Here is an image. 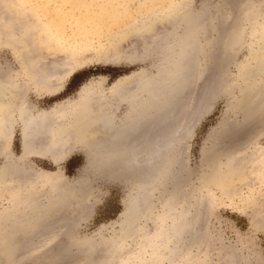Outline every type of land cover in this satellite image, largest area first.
<instances>
[{
	"label": "rangeland",
	"instance_id": "374dc122",
	"mask_svg": "<svg viewBox=\"0 0 264 264\" xmlns=\"http://www.w3.org/2000/svg\"><path fill=\"white\" fill-rule=\"evenodd\" d=\"M5 1L25 4L24 10L38 19L37 47L33 41L25 44H29L28 48L34 44L31 50L41 47L37 58L41 66L35 68L25 52L19 57L18 49L11 46L0 25V86L4 82L13 83L19 99L25 98L35 111L70 116L76 103L87 95L116 94L115 84L122 78L119 73L144 69L153 77L157 75L158 65L168 61L165 35L173 26L165 22L184 8L202 15L198 54L201 62L197 70L193 60L189 61L190 76L183 92L187 97L182 95L181 104L177 103L174 125L184 106L190 104L188 110L193 118L192 105L199 95L203 103L180 147L181 175L185 178L179 189L167 178L158 184L149 199L154 206L151 216L142 217L136 224L144 237L133 235L124 247L120 244L110 250L105 247V240L120 232L126 202L141 190L143 170L132 174L120 171L116 165H98L93 169L88 166L80 143L71 139L67 150L64 149L66 155L58 162L37 155L24 156L21 125L17 117L13 118L6 151L0 144V231L2 219L7 217L6 209H15L23 203H46L54 187L52 181L82 189L80 199L84 200L80 202H84L79 204L88 210L81 216L73 215L72 219L52 218L44 226L32 227L31 234L17 229V249L9 262L0 251V264H9L10 260L13 262L10 264H81L89 258L82 264H138L136 252L151 250L152 246L147 247L150 234L158 227L156 218L165 212L164 204L172 188L180 194L179 205L186 212L187 221L195 218L199 221L197 235L185 234L187 241L182 253L166 260L158 255L160 264L170 261L171 264H264V0H237L236 6L230 5L233 0H0V3ZM1 4L0 9H5ZM246 9H250L249 15L244 18ZM178 28L175 27V34H182L183 29ZM155 34L162 39L149 45ZM81 71L88 73L69 87L72 76ZM189 96L192 99L187 102ZM244 99L251 102L246 109L241 106ZM125 108L114 114H121ZM5 165L7 175L11 168L14 172L7 188L2 187ZM18 182L23 187L20 195L16 194ZM49 239L53 247L45 246ZM101 249L110 254L109 259L102 256Z\"/></svg>",
	"mask_w": 264,
	"mask_h": 264
},
{
	"label": "bare ground",
	"instance_id": "6f19581e",
	"mask_svg": "<svg viewBox=\"0 0 264 264\" xmlns=\"http://www.w3.org/2000/svg\"><path fill=\"white\" fill-rule=\"evenodd\" d=\"M4 3L1 4V7L5 6L3 7L5 9H0V25L7 34L6 39L10 42L11 46H14L16 50L18 49L17 53L19 57H22L25 52L28 59L32 61V65L37 69L40 68L41 61L37 58L41 47H39L40 50L37 48L35 49L38 45H36V43H38V40L40 39L38 36V19L34 14L24 10L25 4L21 5L19 2L7 4L6 1ZM233 4L234 6L239 5V3L237 4V0H233V2L230 3L231 6ZM29 7L33 8L31 4H29ZM175 10L173 9V11ZM249 10L246 9L244 11V18H247L249 15ZM201 17V12L193 14L191 9L184 8V10H178L177 13L175 12V14L170 17V19L166 20L165 23H171V26H173L169 29L170 32L167 31V34L165 35L168 36V55L166 58L168 61L166 60L167 62H162L158 65L157 75L153 77L145 71H141L135 72L132 75L124 76L115 84L118 88L116 94H113L112 92V94L87 95L82 98L80 103H76V105L78 104L75 107L76 110L71 113L70 116H62V118L54 111L37 112L30 108L25 98L21 97L19 99L18 94H16V91L13 89V83L8 84L4 82L0 86V144L3 145V151H6L8 130L11 129L12 122L14 121L13 118L17 117V120L21 125V146L24 156L37 155L52 162H58L66 155V147L69 145L68 143L71 139L75 141L77 140L80 143L87 164L93 169H97L98 165L105 167L116 165L119 167L120 171L128 170L131 171L132 174L135 171L143 170L144 176L142 179H144V181L141 183L143 187L140 184L139 187H141V190L137 192L135 196H131L129 201L126 202L125 210L122 213V228L120 232L114 234L110 239L105 240V247L109 250L117 246L120 247V244L124 247L126 241L133 235L136 237L141 236L143 238V230L136 224L142 217L147 216V218H149L151 216L154 206L153 204L150 205L149 199L152 197V194H154L153 192L155 191L156 186L158 184L160 185L162 181L167 178L173 182L176 188H178L185 178L181 175V164L183 162L181 161L180 147L182 146L184 135L193 127L191 121L201 112L203 103L202 95H199V97L197 96L198 99L196 103L194 102L195 104L192 105V107L194 106V109H192L195 117L192 118L193 115L190 114L189 103H186L187 106H184L185 109L183 108V110L180 111L176 125H174L176 121L174 115L177 103L180 99H183L181 96L186 92H184V89H186L188 84L187 78L190 76L189 61L193 60L197 70L200 68L201 61L198 54L201 46H199V36L202 27ZM202 19L204 20V18ZM176 26L183 29L182 34H175ZM159 37L160 36L155 34L153 38L149 39L148 44L154 45L158 43V41L162 39V37L161 39H159ZM41 38L43 40V37ZM28 41H33L31 43L36 45L33 48L34 51L29 49L31 48L30 46H34V44H30L29 48V44L26 46ZM24 45L29 50H25L27 48H25ZM50 52L51 51H49V54ZM5 80L6 77L4 76V81ZM190 95L193 96V94ZM184 96L187 97L186 94ZM186 99L188 102L192 97L190 99L189 96ZM245 99L241 104L242 109L248 108L251 103L249 100H247L246 103ZM180 104L181 101L178 105ZM124 107H126L124 112L119 115L114 114L116 110H120ZM254 107L256 106L254 105ZM188 114H190V116ZM66 117L68 120H66ZM0 148L2 149V146ZM175 167H177L178 170H176ZM3 168L2 187L7 188L12 179L10 177H13L14 172L13 168H11L9 169L10 175H7L6 171L8 168L6 165ZM20 183L21 182H18L17 185L18 190L16 191V194L18 195L22 194L23 187ZM51 184L54 185L55 189L53 190L54 187L52 188V192L49 194V200L46 203H41L39 201L34 202V204L23 203L20 207H15V209L9 208L5 210L7 217L2 219L3 227L0 231V251L2 254L1 256L5 260L8 261V258L12 256L17 249V229H24L25 232L30 233L32 227L37 228L36 226H44L46 222L52 218L57 221L59 216L60 218L64 217L72 219L71 217L73 215L81 216V213L88 210H86L85 206L79 204L80 201L84 200L80 199L81 194H83L82 189L80 190L78 187L75 188L74 185H69L65 182L61 183L60 181L57 183H53L52 181ZM173 189L174 188H172L173 192L169 193V196L167 195L166 202L163 201L165 202V212L163 215L160 214L156 218L158 227L153 234H150V244L147 245V247L152 246L151 250H146L145 252L141 250L140 252H136L135 257L139 258L138 264H160L162 261L158 259V255L162 256V260H166L173 254L175 256V253L177 252L182 253L186 240L185 234L192 232V234L197 235L196 229L198 226L197 222L199 221H197V218L195 217H193L195 218L194 221H187L186 212L181 208V204L179 205L180 201L178 197L180 194ZM176 195L177 198H175ZM35 199L37 198L34 197V200ZM187 199L188 198L185 200ZM191 206H193V204ZM186 207H184L185 210L188 209H186ZM167 221H169V224H167ZM35 232L37 231L35 230ZM50 239L53 238L50 237ZM50 239L47 240L45 246H52V240ZM15 242L16 245H13ZM84 246L87 247L85 244ZM93 246L94 244L91 247ZM102 249H104V247ZM91 251V248L88 247V252L91 253ZM147 252H149V255H147ZM139 253L144 255L139 256ZM82 254H84V252ZM82 254L80 256H82ZM107 254L108 252L105 251L102 253V256L105 258L108 257L109 259L110 254ZM145 255H147V257H145ZM82 258L83 257H81V259ZM87 260L83 261L87 262ZM11 262L12 261L10 260V263ZM74 262L76 261L74 260ZM168 263L171 264V261Z\"/></svg>",
	"mask_w": 264,
	"mask_h": 264
},
{
	"label": "trees",
	"instance_id": "16d2710c",
	"mask_svg": "<svg viewBox=\"0 0 264 264\" xmlns=\"http://www.w3.org/2000/svg\"><path fill=\"white\" fill-rule=\"evenodd\" d=\"M88 72L87 71H81V72H76L71 79V82L69 83V87L82 75H86ZM127 74L126 72H122L118 74V77L123 76Z\"/></svg>",
	"mask_w": 264,
	"mask_h": 264
},
{
	"label": "water",
	"instance_id": "95a60500",
	"mask_svg": "<svg viewBox=\"0 0 264 264\" xmlns=\"http://www.w3.org/2000/svg\"><path fill=\"white\" fill-rule=\"evenodd\" d=\"M144 69H139V70H136V71H131V73H129V74H126V75H123L122 77H124V76H128V75H132V74H134L135 72H141V71H143ZM121 78V77H120Z\"/></svg>",
	"mask_w": 264,
	"mask_h": 264
}]
</instances>
